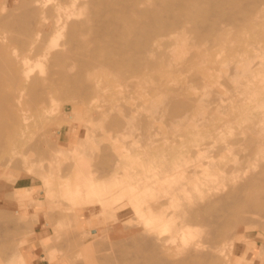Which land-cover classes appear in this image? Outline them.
<instances>
[{"label": "bare ground", "instance_id": "6f19581e", "mask_svg": "<svg viewBox=\"0 0 264 264\" xmlns=\"http://www.w3.org/2000/svg\"><path fill=\"white\" fill-rule=\"evenodd\" d=\"M68 1L71 2L72 0H67V2ZM23 2L24 0L22 4ZM62 3H64L63 0H60V2L56 4L42 2L34 7H23L25 10L20 7L24 10L22 15H20L19 12L18 15L16 12H12L11 15H8L9 18L5 23L9 29L30 35L34 30L38 29L40 23L45 22V18L49 15H59L65 12L70 18L69 20H72H68L66 26H64L66 29L65 32L61 28L54 35L52 34L53 36H50L51 39L48 43H25L22 40H17L19 41L17 43H20V47L22 45L25 51H23V53L21 52V55H23L22 57L20 55L21 58L18 61L20 63L19 65L22 66V71H20V76L16 75L14 79L24 81L26 89L20 91L15 99L17 102L25 101V105L28 104V107H25L24 110L29 113L47 111L53 96L56 97L54 99H62L61 94H57L60 92L59 89L65 91L64 93L67 92L66 96L69 95V92L71 94L75 89H77L76 93L79 92L78 89H83V93L86 95L90 93L93 94L100 89L102 91V88L105 90L103 86L104 82L107 83V80L112 77V79H114V85L112 87L117 88L116 90L119 94H122L125 89H128L130 93L131 88L129 89L128 87H132L133 91L137 89L144 94L153 96L150 100H147L150 106H146L145 103H142L143 105L141 106H145L146 109H144V107H139V105L137 106V110L136 105H132L134 99H128V101L130 100L129 102H131L129 105L130 109L127 108L128 106L125 107L124 104L119 103L123 106L119 105L121 109H124V107L128 109H126V111L124 110L123 113L132 110L131 115L134 116L133 111H135V114L139 115H135L133 121L129 122L132 124V122L137 121L133 124L135 129L136 126L137 128L138 126H143L144 129L147 128V126L150 127L152 124L153 130L151 127L146 129H151V131L149 130V134L143 136L147 137L146 139L144 138L143 140L142 138V143L148 139L149 144L145 141L143 144L141 143L140 148L143 149L142 145L145 144H148L147 146L149 147L146 148L144 146L147 150L144 153L145 155L142 156L141 154L143 163L141 162L140 165L133 163L131 166L122 168L121 161L123 156L126 155L127 150L132 152L131 150H134L133 148L139 147L134 146L132 148L130 145V149V147H128V142H130L128 139L131 137L134 138L135 133L136 136L139 134H137V132L133 133L135 129L132 128L133 125L131 124L130 126L132 127H129V129L132 128L133 130L131 129V131L133 132L128 129V125H125L127 129L122 128L124 127L123 123L126 121L123 119L128 117H126L128 113L123 115L126 118L122 119L123 116L121 115V117L120 114L123 113L121 112L119 114L117 112L121 117L118 116L119 118L117 119L115 111L119 109V106L116 110L113 108L114 106L111 107L113 111H111L110 114H115L116 119H114L115 117L112 119L113 115L109 116L111 117L110 119L115 122L116 120H119V122L120 120L124 121L120 122H123L121 124L122 126L119 122L117 123L118 126L115 125L116 123L113 121H111V123L113 122V125L116 126V130L120 126L117 133L124 136L128 133V138L126 140V142L128 141V146H124V144H127L125 141L123 143L121 142L122 144H115L113 146V155H115V157L112 155V152L111 156L106 154L108 151H106L105 146H103L106 153H104L102 149V154L104 153L102 156L105 154L106 156H104L105 158L102 157L104 159H102L103 164L101 163V165L105 166V170L108 169L107 171H112L116 178L125 177L123 182L127 183L121 186L119 190L120 197L127 198L128 209L136 212V214L138 213V215L133 218V223L129 226L130 236L127 234L128 238H131L128 240L129 247H127L128 242L124 241V243L121 239L119 243L120 247L117 245L118 242H114L113 244H116L118 248L126 246L127 251L124 250L125 248L121 249L123 250H120V252H122L121 255V253H117L119 249L112 246L118 251H110L111 253L109 252L108 256L114 253L115 256L118 254L115 257L117 258L121 255L123 260L118 258L119 264L125 261L127 262L129 257L131 264H232L228 261L230 260L229 254L227 255L228 259L226 261L224 260L226 256H222L225 244L228 247L230 239H232V243H235L236 240H238L237 234L246 233L247 226L262 225L264 221V78L261 80L256 79L258 76H254L253 79L244 78L239 69L242 62H244L241 58L236 61V63H230L229 61V63L221 62L219 66H216L214 64L215 62L208 58V51L206 49L214 46L220 49L233 47L232 38L237 39L236 31L247 30L245 27L248 28V23L252 16L255 17L259 14L264 15V0H249L248 8L243 7L240 0H75L72 7L65 9H63ZM17 4L18 3H16L15 6H17ZM228 5L230 6L229 10H227ZM235 29L236 33L234 34L232 31ZM138 35H142V39H134L138 38ZM63 37L67 38L68 51L67 49L65 51H63V49H58V42ZM236 42L239 41L236 40L234 43ZM200 46L205 48V52L200 51L202 50V47L199 48ZM237 51L239 52V50ZM199 52L202 54H199ZM196 54H199V58L193 63L190 59H192L191 56H195ZM34 55L43 58L42 61H46L40 64L39 62L41 60H38L39 65H43L44 63L46 66L48 61L50 63L53 60L55 61L56 58H61L60 64L62 60V63H64L53 70L51 68L54 65V61L51 62L53 65L51 64V68L47 67L49 68V72H47L46 70L48 69L45 68V66H41L40 69L37 64L34 65L32 59ZM259 55L260 54L257 56L259 57ZM257 56L255 55L252 57L256 59L258 58ZM210 64L212 65L211 67ZM257 65L262 66L264 62L259 61ZM227 67L232 69L235 78L228 82V84L222 83L226 87H228L227 85H231L227 89L225 88L226 91H224L221 89V87L224 86L215 80L212 74L213 72H219V69ZM186 68L197 69V72H195L196 74H193L194 71L192 70L193 72H191V74L193 76L189 75L190 72L187 73H189L188 75L190 77L197 76L196 80L198 82L194 80V78V83L191 84L193 80L191 81V78L187 75L189 77L186 76L185 79L187 84L184 83L183 86H179L177 82L174 84H176L178 88L174 85L170 90H165V86H162V89H157L159 88V84L163 83V78H159L158 76L162 77L165 73H171L172 71H176L175 73H178V71L183 73ZM179 69L184 70L181 72L182 70ZM13 74L14 72H10L11 76ZM150 74H156L158 76L151 75L152 77H148ZM172 77L173 75L171 78ZM148 78V83H150L149 86H151V84L153 86L154 84L157 88L155 86L153 87L156 89L153 87L148 88V86L145 87L147 83L146 79ZM151 78L153 79L151 80ZM166 78H169V76H166ZM187 78L190 79V83L186 81ZM154 79H156L155 82H153ZM158 80H160L159 83L157 82ZM166 80L167 79L164 81ZM142 81H146V83L143 84ZM171 81L173 83L172 79ZM113 82L111 81V83ZM188 83L190 84L188 86L189 93L193 94L192 97H194H190L192 99L191 103L186 100H181L183 98L182 96H184V98L186 97L184 95L185 92L182 96L180 95V91L178 92L179 87L180 89H183L181 87L186 88ZM215 85L217 87H215ZM173 88L177 89V91ZM229 88H231L232 93ZM128 90L126 92H128ZM55 91H57V93ZM106 92L110 91L106 89ZM64 93L62 95H64ZM214 93H216L217 96ZM144 94H142V96ZM137 95L136 97H138ZM213 95L216 96L219 103L217 101L215 103V97H212L213 101L209 99V97ZM93 96L87 95L79 97V99L84 98L83 101L91 99L93 102L91 98ZM85 97L89 99L86 98L85 100ZM139 97H141V94ZM127 98V96L123 98L125 99V104ZM129 98H134V96L132 97L131 95ZM188 99L189 97L187 100ZM3 101L4 100L1 101L2 103H0V105L3 104ZM184 101H186V103H184ZM108 104L107 107L105 106V110H102L104 113L105 111L109 113L108 111L112 110ZM115 104L116 103L113 105ZM212 104L214 107H211ZM215 104H217V106ZM251 104L253 106L252 108ZM1 107L0 112L2 110ZM108 107L109 110H106ZM138 107L142 110L140 111ZM143 109L146 113L143 112ZM229 109L235 112L238 111L239 114L232 118H220L222 119L220 123L211 122L214 118L213 116L216 117V112L219 111L220 113L221 110H224L221 111V113H226L225 111L227 110V112H229ZM212 110L215 114L212 115L211 119L209 118L211 114L208 116V113ZM96 114L99 115V113ZM223 115L224 114H222V116ZM137 117H139L142 123H138ZM198 117L200 118L198 119ZM110 119H107V122H109L108 120ZM197 119L200 120L201 123L197 121ZM128 121H126L127 124ZM143 123L145 124L140 125ZM153 123H157L158 127L154 126ZM107 126V128L105 126L106 129L110 127L109 125ZM4 128H6L4 130L8 131L7 126H4ZM46 128L47 129H44L46 130L45 132L49 133V126ZM111 129L114 130L113 128ZM121 129L129 130L132 134L129 131L123 134L125 131L123 130L124 132H122ZM41 130V134L44 135L45 132L43 129ZM152 131L153 133L150 134ZM113 132H115V130ZM47 133L45 134L47 135ZM145 134H147L146 131ZM43 135L40 136L41 139L37 137L40 141L37 139L39 142L36 145L40 146V144H43L41 143V140L45 138H42ZM120 137H118L119 140L122 139V137ZM1 140L2 137H0V141ZM132 141L134 142V139ZM49 143L50 141L48 145ZM130 144H132V142H130ZM108 147V149L112 148L111 145ZM76 148L77 147L74 149ZM30 149L34 150V148H29L27 152H30ZM45 151L43 149L38 152L39 159L36 162L38 163L41 161L38 164L44 161L47 162L45 159L47 156V154L45 155ZM144 151L145 150H143V152ZM66 153L67 151H65L64 155H66ZM81 156L83 157V155ZM65 157L67 158L68 156ZM137 157L139 158V156L136 155L135 159ZM43 158L45 160L42 162ZM48 158L49 157H47V159ZM77 158L78 157L75 158V164L77 163ZM13 159L14 158H11L10 160L12 161ZM3 163L0 165L10 166L9 162V165L6 162ZM16 163L17 165H14V168L15 166H18L16 168L22 167V165L21 167L19 166L20 164L18 165V162ZM70 164L72 163L70 162ZM95 165L94 167L96 169L99 163ZM89 167H91V165ZM199 167H202V169ZM73 168L74 167L71 169ZM79 169H81V166ZM20 170L23 172L22 169ZM99 170L105 171L104 169ZM78 171L79 170L75 169L77 174L85 176V174H83L86 172L85 170V172L82 171L83 173H78ZM107 171L104 173L108 175L109 172L107 173ZM58 172L56 171V173ZM48 173L51 175V172ZM90 174H92V171ZM90 174L87 173L86 175L88 176ZM84 176L83 178L87 177ZM179 176L183 178L181 179ZM3 178L5 179V177ZM79 179H77L78 183H80ZM193 180L197 184L200 183L198 185L203 187H200V190L198 185H194L195 182L192 184L194 187L197 186V189L199 188L200 191L191 187V181L193 182ZM84 181L85 183L81 181L83 183L82 185L78 184L79 187L76 188V192L82 194L83 198L81 197V199H83V202L88 206L95 202L94 195L90 197L95 191L88 194L89 191L95 190V185L93 182L87 181L86 178ZM90 184L92 185L91 190L89 189L91 186ZM50 185L51 184L48 186ZM85 185H89V187H85ZM186 186L196 190L197 193L201 192L203 194L195 195L193 192L194 190L192 191ZM186 188H189L191 193L188 192ZM41 193L45 194L46 192ZM12 194H14V192ZM88 195L89 200L88 198L85 200L84 196L88 197ZM12 196H19L20 198L23 196L28 197V192H17L16 195ZM177 198L179 199L178 204L176 203ZM51 203L49 207L52 206ZM123 207L124 206L121 208L117 207L112 210H119V212L125 211ZM57 209L58 208H56V210ZM51 210H53L52 207ZM0 214L3 213L0 212ZM12 214L13 213H11V215ZM8 215L11 217L10 213ZM16 215L18 216V214ZM39 215L38 217H40ZM4 216L5 215H3V218ZM44 216L46 215L44 214L43 217ZM33 217L36 219L35 217H37V215ZM7 219L8 217L6 220ZM45 219L47 220V218ZM117 221H119V219ZM0 222L5 223L4 221ZM36 222L38 221L36 220ZM9 223L8 225H11L10 229H15L14 227L16 225H14V221H9ZM5 225L3 227L0 225V229L7 233L8 228ZM122 226L124 228L127 227L126 224ZM13 229H11V231ZM126 229H124V231ZM258 229H260V227ZM120 231L121 233L123 232L122 230ZM2 233L0 232V234ZM116 233H118V231ZM6 238L5 240L7 242L8 239ZM124 240H126V237ZM79 241L80 240H78V242ZM227 241H229L228 245ZM122 242L125 246H121ZM2 243L0 244L2 245ZM82 244L80 242L79 245ZM3 246H5V244H3ZM96 247H98L97 244ZM5 248L8 252L9 249L6 246ZM5 248L3 247L4 250ZM103 248L105 247L103 246ZM105 249H108V247ZM226 249L228 248L225 247V250ZM262 249L261 247L260 250L262 251ZM4 250L3 253L5 252ZM17 250L18 249H16V251ZM229 250L230 249H228V253L230 252ZM97 256L96 258H98ZM108 256L107 258L111 257ZM104 258L106 257H103V259ZM111 258L115 260L114 257ZM50 259H54V257L51 256ZM12 260L13 258L9 261ZM9 261H7V264L13 263V261L11 263ZM130 261H128L129 264Z\"/></svg>", "mask_w": 264, "mask_h": 264}, {"label": "rangeland", "instance_id": "374dc122", "mask_svg": "<svg viewBox=\"0 0 264 264\" xmlns=\"http://www.w3.org/2000/svg\"><path fill=\"white\" fill-rule=\"evenodd\" d=\"M22 1L23 0H0V103H2L1 101L4 100L3 104L0 105V107L2 105L4 106V107L3 106L1 107L2 110L0 112V137H2V140L0 141L1 142L0 143V164H2L5 160H7L10 164L9 167L0 165V212L3 213L0 215L2 218H3V215H5L3 220L0 217V221H4L6 223V225H5V223L0 222V225L2 227L5 225L8 228V230H7L8 235L4 230L0 229V232L1 233L3 232L2 234H0V239H1L0 243H2V241L5 240L6 237H8V238H6L8 240L10 239L9 241L7 240V242H6V240L3 241L2 245L0 244L1 245V247H0V249H1L0 250V253H1L0 254V262L1 263L0 264H7L8 263L7 261H9L11 258H13L12 264H27L26 258H25V252L26 251H33L32 253L35 256H37L36 258H38V260L43 261L45 264H98V263L99 264H116V263L119 264V259H122V257H121L122 252H120V250L124 249V248H125L124 250H126V246H125V244H123V242L124 241L128 242V240L131 239V238H128L129 229H130L129 226L133 223L132 222L133 218L137 217L136 215H138V213L136 214V212H133L130 209H128L127 198L120 197L119 190H120L122 185L127 183V182H123L125 177L124 178L123 177L122 178H116L114 176V173L111 171L112 172V174H111V172L107 171L108 169L105 170V166H102L101 163L103 162L102 159L105 158L104 156H106V154H108L110 156H111V152H112V155L114 154L113 146L115 144H122L124 141H125V143L130 141L133 144L132 145V144H130V142H128L129 146L127 143V144H124L125 147H127V146L130 147V145L132 148L134 146H136V147L139 146L138 147L139 149L133 148L134 150H131L132 152H130V150L129 151L127 150L128 153L126 152V155L123 156L122 161H121L122 168H126L128 166H131L133 163H135L137 165H140L141 162L143 163V161L141 159H143L142 156L145 155L144 153L147 150V149H145V147L146 148L149 147V146H147L149 144L148 139L145 140V141H147L146 143H148V144L142 145L143 149L140 148V145L142 143V138H143V140H144V138L145 139L147 138V137H143V136L148 135L149 130L151 131V129H149V130H146V129H148L150 127L152 128V124L150 127L147 126V128H144V129H143V126H141V127L138 126V128H137V126L135 125L136 126V129H135L133 124H135L137 121L132 122V124L129 122L133 121L135 115H137V116H139V115L135 114V111H133L134 112V116H133V115H131L132 110H129V112L128 111L126 112V113H128V115H126V117L127 116L128 117L126 118L125 116H123L126 114V113H123V111L124 110L126 111L127 108L130 109L129 105L131 104V102H129L130 100L128 101V99H132V100L134 99L132 102L133 103L132 105H134V106L136 105V109H137V106H139V105H140L139 107H142V108L144 107V109H146L145 106H141V105H143L142 103H145L146 106L149 105V102L147 100H150V98H152L153 96L148 95V94H144L141 91H138L137 89H134V91H133L132 87H128L129 89L131 88L130 93H129L128 89H125L124 92L122 93L124 95L119 94L118 91L116 90L117 88L112 87L114 85V82H113L114 79H112L113 78L112 77L109 80H107V83L104 82L103 86L105 87V90H103L104 88H102V91H101V89L95 91L96 93L95 92L93 93L94 96L92 93L87 94L88 96H90V95L93 96V97H91L93 99V102L88 97H85V100H86V98L89 99L86 101H83L84 98L79 99V97L87 96L86 94L83 93V89H81V90L78 89V91H79L78 93H76L77 89H75L71 94L69 92L68 96H66L67 92L64 93L65 91L59 89L60 92H58V93H57V91H55V92L57 94H61L62 99H60V98L54 99L56 97L53 96L51 98L50 105H48L49 109H47V111H42L40 113L26 112L24 109H25V107H28L27 106L28 104L25 105V103H24L25 101L17 102L15 99L20 91H22L23 89H26L24 81H18V80L14 79V77L16 75L20 76V71H22V69H21L22 66L19 65L20 63L18 61L23 55V54L21 55V52L23 53V51H25L23 46L21 45V47H20V43H17V42L22 40L25 43H30V42H35L36 44H42L45 42L48 43V42H50V39H51L50 36H53L61 28L65 32L66 29L64 28V26H66V23L70 18L68 17V15L65 12H63L62 14H59V15L58 14L49 15L45 18L46 19L45 22L40 23V25L38 26V29L34 30V32L30 35L27 33H21L17 30L9 29L5 23L9 18L8 15L9 14L11 15L12 12L13 13L16 12L17 15L19 12L20 15H22V13L25 10L24 8L34 7L35 5H39L42 2H48L50 4H53V3L56 4V3L60 2V0H29V2H28V0H26L27 2L24 0V2L22 4ZM74 1L75 0H72L71 2L70 1L67 2V0H63V2H64V3H62L63 9L72 7L74 5ZM15 2L18 3L17 6H15V4H16ZM240 2H241V5L243 7H247L249 4V0H240ZM20 7H22V8L24 7L23 8L24 10H22V8H20ZM229 7L230 6L228 5L227 10H229ZM21 10H22V12H21ZM69 21H72V20H69ZM233 28H235V27H233ZM236 29H237V27H236ZM236 29L232 32H234V34L237 32V35H236L237 39L232 38V37H228V38H232L233 47H230L228 49H220V48H216V46L209 47V49H206L208 51V58L212 59V61L215 62L214 64L216 66L217 65L219 66L221 62L236 63V61H238L241 58V60L244 62H242V65H240L241 67L239 69H240V72H242L244 78L253 79L254 76H258V77H256L257 80L263 79L264 78V65L260 66V65H257V63L259 61L264 62V15L259 14L255 17L252 16V18L250 19V21L248 23V28L245 27V29H247V30H245L246 32L243 30L239 31L238 29H237L238 31H236ZM242 35H243V37H242ZM137 37L138 38H134V39H142L143 36L138 35ZM18 39H19V41H17ZM236 40L239 41V42H236L237 44L234 43ZM67 43H68L67 38L63 37L58 42V44H59L58 45L59 47L57 46L58 49H60V50L63 49V51H65L67 49V51H68L69 48H67L68 47ZM236 45H237V47H236ZM201 47L202 46H200L199 48H201ZM201 49L203 50V51L200 50L201 52H205V50H204L205 48L202 47ZM237 50H239V52ZM201 52H199V54ZM199 54H196L195 56H191L192 59H190V60L193 61V63H194L199 58ZM258 54H260V55L262 54L261 57L259 55L260 58L257 56ZM20 55H21V57H20ZM255 55L258 58L255 59L252 57ZM32 59L34 61L33 62L34 65L37 64V66H39L40 69H41V66H43V67L45 66L44 63H43V65H39V63L42 64V62H46V61H42L43 58L34 55ZM60 59L61 58H59V59L56 58L55 61L53 60L54 65L51 63L53 61H51L50 63L48 61V63H46L45 68H47V67L51 68L52 67L51 64H52L53 67L51 69H53V70L56 69L58 66H60L64 63V62L62 63V61H63L62 60L61 64H60L59 63ZM38 60L39 61L41 60V61L39 62ZM36 61H37V63H36ZM232 64H230V65H232ZM211 66L212 65L210 64V67ZM49 68H47L48 70H46V69L45 70L47 72H49ZM179 70H182L181 72H183L184 69H179ZM219 70H220L219 72H213L212 75L214 76L215 80H217L219 83H221L222 86H224L222 83L228 84V82L232 81L235 78L234 73H232V69L227 67V68H222ZM10 72H14V74L11 76ZM175 72L172 71L171 73H165L166 75L164 74V75H162V77H160L156 74H150L148 77H152L151 75H154V76H158L159 78H163V81H162L163 83L162 84L160 83L159 86H158V83L160 82V80L157 81L158 83L156 82V84L159 88H157L156 85H154V84H153V86H155L157 89H162L161 87L165 86V88H164L165 90H167V89L170 90V89H172V87H174V85H175V87L178 88V86H176V84H174V83L178 82L177 84L179 86H183L184 83L187 84L185 82L186 76L189 74L187 72H190L189 75L193 76L191 74V72H193V74H194L195 72H197V69L196 68H192V69L186 68L183 73H180L179 71H178V73H175ZM172 75H173V77L171 78ZM166 76L167 77L169 76V78H166ZM155 78H157V77H155ZM188 78L186 81H188L190 83V81H189L190 79H188ZM190 78H191V81L194 78H195L194 80H196L197 76L190 77ZM152 79L153 78H151V80ZM165 79H167V80L164 81ZM171 79L173 80V83H172ZM110 80L113 83H111ZM146 80H147V83H146V81H142V83L143 84L146 83L145 87L148 86V88H152L153 87L152 84H151V86H149L150 83H148L149 78ZM194 80L192 81L191 84L194 83ZM155 81H156V79L153 80V82H155ZM167 81H168V83H167ZM169 82L172 84H170ZM189 83H188L187 87L185 85L186 88L181 87L183 89H180V87H179L178 92L180 91L181 96L185 92L184 95L186 97L184 98V96H182L183 98L182 99L180 98V99L186 100L187 102L191 103L192 102L191 98H194V97H192L193 94L189 93V90H188V86L190 85ZM169 84L171 85V88H170ZM106 85H108V86H106ZM196 85H198V84H196ZM227 86L230 87L231 85L230 86L227 85ZM155 87H153V88H155ZM215 87H217V86L215 85ZM228 87L224 86V87H221V89L226 91V89ZM148 88H146V89H148ZM218 88H219V86H218ZM231 88H229V89L231 90ZM106 89L110 92H106ZM173 89H175V88H173ZM127 90H128V92H126ZM175 90L177 91V89H175ZM230 90H228V91H230ZM62 92L64 93V95H62L63 94ZM186 92H187V94H186ZM56 93H55V95H56ZM231 93H232V90H231ZM137 94H139V95L141 94V97H139V95H137ZM142 94H144V95L142 96ZM214 94L216 95V93H214ZM226 94L228 95L227 92H226ZM82 95H84V96H82ZM131 95H132V97L134 96V98H129ZM136 95L138 97H136ZM215 95L209 97V99L211 101H213L212 97L213 98L215 97V103H216V101H217L216 96L217 95L216 96ZM120 96L122 99L120 98ZM126 96L128 97L126 99L127 105L125 104V99H123V98H126ZM59 97H60V95H59ZM188 97L190 99V100L188 99L189 101L187 100ZM80 100H81V102H80ZM135 100H137V101H135ZM151 101H153V100H151ZM186 101H184V103H186ZM146 102H148V103H146ZM217 102L219 103V101H217ZM114 103H116L118 105H116V104L113 105ZM119 103H122V104H124L125 107L126 106H128V107L126 109L124 107V109L122 108L123 109L122 110L120 107V106H122V104L120 105ZM107 104L110 108L114 106L113 108H115V110L120 105L119 106L120 110L119 109L117 111L114 110L116 112L115 114H117V112L119 114L121 112L123 113V114H120V116L121 115L123 116V117L121 116L122 119L126 118L123 120L124 121L129 120V121L127 124L126 121L124 122L123 120H120V122L121 121L124 122V123L122 122L124 125V127H122V128L127 129L125 127V125L126 126L128 125V129H129V127H132V126H130V124L133 125L132 128L135 129L134 132L131 131L132 128L129 130L133 133L137 132V134H139L136 136V133H135L134 136L136 138L131 137L126 142V140L128 138L127 132L129 130L123 129L125 131L124 132L121 129V131L124 132L123 134L127 133V134H125L126 137L124 135H121L120 133H117L118 128L120 126L116 130L115 125L118 126L117 123L119 122V120H116V122H115L114 120L110 119L111 117H109L111 115L110 112L113 111V109L111 108L112 110L108 111L109 113H106V111L104 113V111H102L103 109L105 110V106L107 107ZM213 104L211 105V107L213 106ZM215 105L217 106V104H215ZM109 107L106 108V110H109ZM252 107L253 106L251 104V108ZM248 108H250V107H248ZM221 109H223V108H221ZM94 110H96V111H94ZM141 110L142 109H140V111ZM224 110H221V111H224ZM221 111H220V113H219V111L216 112L217 115H216V117L213 116L214 118L211 122L220 123V121H222V119L225 117L226 118H232V117L239 114L238 111L235 112L234 110H230V109L228 110L229 112H227V110H226L225 111L226 113H221ZM102 112L105 114V116ZM143 112H145V110ZM96 113H99V115ZM101 113H102V115H101ZM145 113H143V114H145ZM115 114L114 115L112 114L113 116L111 115L112 119H113V117H115L114 119H116ZM210 114H211V117H209V118L212 119V115H214L215 113L212 110V111H209L208 116ZM222 114H224V115L222 116ZM118 116L119 115L117 114V119L120 117V116L119 117ZM78 117H79V120H81V117H82V120L79 121ZM106 117H108V118H106ZM199 118L200 117H198V119ZM220 118H222V119H220ZM107 119H110V120H108L109 122H107ZM198 119H197V121L200 122V120H198ZM137 120L139 121L138 123L141 122L139 117H137ZM111 121L115 122L116 124L114 123L115 125H113V122L111 123ZM110 123H111V125H110ZM122 123H120V125ZM48 124H50V125H48ZM144 124L145 123L140 124V125H144ZM2 125L7 126L8 131L4 130L6 128H4V126H2ZM47 125L49 126L50 132L48 130L47 131L50 134L45 132L46 130H44V129H47L46 128V127H48ZM107 125H109L110 127L113 126L111 128H113V129L115 128L114 130L116 133L113 132L114 130H112L110 127H109L110 130H109V128L106 129L108 127ZM157 125H158L157 123L154 124V126L158 127ZM105 126H106V128H105ZM144 127H146V126H144ZM41 129H43V131L45 133H47V135L45 133H44V135L41 134L42 133ZM156 129H158V128H156ZM144 130L146 131L147 134H145ZM152 130H153V128H152ZM130 133H129V135H130ZM151 133H153V131L150 132V134ZM41 135H43L42 138L45 137L44 138L45 141L42 139L41 143H43V144L39 143L40 144V146H39L36 144H38V142L40 141ZM118 135H120L123 140L122 139L119 140L118 137H120V136H118ZM37 137H39L40 139ZM37 139H39V141H37ZM131 139L132 140L134 139L135 143ZM46 140H48V141H46ZM117 140H119V141H117ZM42 141H44L45 143ZM49 141H50V143L48 145ZM78 145L79 146L81 145V146L79 147ZM109 145H111V147H112L111 149H108ZM103 146H105V149H106V151H108V153H106V151L103 149L104 148ZM75 147H77L76 148L77 150L74 149ZM131 147H130V149H131ZM29 148H34V150L30 149L31 151L27 152V150H29ZM43 149H44V151L46 150L48 152L47 153L45 151V155L47 154V156L45 158L47 162H45L44 161L45 159L43 158L42 162L43 161L44 162L41 164H38L39 162H41V161H39L38 163L36 162L39 159V156H38L39 153L38 152L42 151ZM102 149L104 150V153H106L104 156H102L104 154V153L102 154V152H103ZM143 150H145V151L143 152ZM65 151H67V153L70 151L68 153L70 156L67 153H66V155H64ZM109 152H110V154H109ZM50 153H53V154H50ZM59 153H61V154H59ZM141 154H142V156H141ZM73 155H75V156H73ZM81 155H83V157ZM136 155L139 156V158L137 157L138 160H137V158L135 159ZM65 156H68V157L66 158ZM113 156L115 157V155H113ZM47 157H49V158L47 159ZM76 157H78V158L76 159L77 163L75 164V158ZM102 157H104V158H102ZM140 157H142V158H140ZM11 158H14L13 159L14 161L12 160L13 163L10 160ZM80 158H82V159H80ZM78 159H79V162L81 160L80 163L78 162ZM7 161H5V162L8 164ZM15 161L18 162V165L20 164L19 165L20 167L22 165L23 168L22 167L16 168L18 166H15V168H16L15 169L14 165H17V163ZM70 162L72 164H70ZM82 162L85 164H83ZM14 163H16V164H14ZM98 163H99V165H97V168L104 169L105 171L99 170L97 168L95 169L94 166H96L95 164H98ZM51 164H54V165H51ZM73 164H75L76 167ZM78 164H81V165H78ZM70 165H71V167H70ZM90 165H91V167H89ZM80 166H81V169H79ZM82 166H84L85 168ZM188 166H189V164H188ZM50 167H51V169H50ZM72 167H74L76 170H79L80 172L78 171V173H83L86 171L88 174H90V172L92 171V174H90L88 176L86 175L87 174L86 172L83 173V174H85V176H87V177H85L83 175L87 179V181L89 180V181L93 182V184L95 185V188H94L95 190H91L92 189L91 187L93 185L91 182L90 183L92 185L90 184L91 185L90 187H89V185H85V187L87 186L91 190V191H89L88 194H90V192L92 193V191H95L93 194L90 195V197H93L92 195H94V198H95V202H93L91 205L86 206V204L83 202V199H81L82 194L79 192H76V188L79 187V185H82L83 183H85V181H84L85 178H83L82 174H80L81 176L79 174H77L75 172L74 168L71 169ZM93 167H94V170H93ZM5 168H6V170H5ZM86 168L88 171L86 170ZM89 168H90V170H89ZM199 168L202 169V167H199ZM20 169H22L23 172ZM3 170H4V172H3ZM18 170H20V171H18ZM55 170L57 172L58 171L59 172L56 173ZM10 171H11V173H10ZM106 171H107V173L109 172L110 175L105 174ZM8 172H9V175H8ZM48 172H51V175H53V176H51L50 173H48ZM19 173H20V175H19ZM3 177H5V179ZM179 178H181V177L179 176ZM77 179H79L80 183H78ZM81 179H84V180H81ZM194 182H195L194 180H193V182L191 181V185ZM47 184L48 185L51 184V185L48 186ZM195 184L198 185L200 183L197 184L195 182L194 185ZM194 185H192L191 187L193 188ZM99 186H100V189H99ZM189 186H190V184H189ZM189 186H186V187H189ZM198 186H199V188L202 187L200 185H198ZM191 187H189V188L191 189ZM189 188H186V189H188V192L191 193V191H189ZM199 188L197 189V186L194 187V189H196V190H199ZM194 189H191V190L193 191ZM196 190L193 191L195 193V195L203 194L201 192L197 193ZM200 190H201V188H200ZM12 191L14 192V194H12L13 193ZM17 192H20V193L28 192V197L23 196L20 198L19 196H17V197L12 196V195H16ZM41 192H46V193L42 194ZM148 194H150V193H148ZM84 198H85V200L87 198L89 200V195H88V197L84 196ZM91 200H94V199L92 198ZM176 200H177V202L176 201L175 202L178 204L179 199L177 198ZM50 201L51 202L53 201V202L51 203ZM173 201H174V198H173ZM48 202L51 203V205H52L51 207L53 210H51V207H49L50 203H48ZM47 203H48V205H47ZM53 203H55V204H53ZM53 205L55 208L53 207ZM122 206H124L123 209L125 211L119 212V210H115V211L112 210V209L117 208V207L121 208ZM56 208H58L59 210L58 209L56 210ZM50 211H52V212H50ZM57 211H59V212H57ZM4 212H5V214H4ZM9 213H10V215H11V213H13L15 215L12 214L10 217L8 215ZM55 213H57V214H55ZM16 214H18V216ZM39 214H41V215H39ZM44 214L46 216L43 217ZM36 215H37V217H35L36 219H34L33 216H36ZM38 215L40 217H38ZM48 215H49V217H48ZM51 216H53V217H51ZM7 217H8V219L6 220ZM45 218H47V220ZM130 218H132V219H130ZM118 219H119V221H117ZM12 220L15 223L14 225H16L14 227L15 229L11 228L14 230V232H13V230L11 231V229H10L12 224L9 223V221L13 222ZM36 220L38 222H36ZM7 222L11 225H8ZM124 224H126L127 227L124 228L122 226ZM259 225L247 226L246 227V229H247L246 233L237 234L238 240H236L235 243H232V239H230V244H229V241H227V245L229 244V246L227 247L225 244V247L230 249L229 250L230 252L228 253V249L225 250V247H224V249L222 251V256L227 257V258L225 257V259H224L225 261L228 259V256H229L230 260H228V261L231 262L232 264H264V230H263L264 229V221L262 222V225L261 224H259ZM16 227L18 228V230ZM259 227H260V229H258ZM126 228H128V229H126ZM124 229H126V230L124 231ZM15 230H17V231H15ZM120 230H122L124 233L123 232L121 233ZM9 231L12 233H10ZM117 231H118V233H116ZM9 233H10V235H9ZM1 235H3V236H1ZM4 236H6V237H4ZM125 237H126V240H124ZM120 239H121V241L123 240L121 246L124 245L125 247L118 248V247H120L119 246L120 245L119 243L121 242ZM78 240H80V241L78 242ZM8 242L10 245L8 244ZM80 242H81V244L82 243L83 244L79 245ZM114 242L115 243L118 242V244H117L118 247L116 244L113 245ZM98 243H99V245H98ZM3 244H5V246L9 249L8 252L6 251V248H5V246H3ZM96 244L98 247H96ZM254 244L256 247L254 246ZM100 245H102V246H100ZM109 245H110V247H109ZM128 245H129V242L127 243V247H129ZM2 246L5 248V250L3 249ZM103 246L105 248L108 247V249L109 248L110 249L109 250L105 249V248H103ZM112 246H115L117 249H119V251ZM10 247H12V248H10ZM261 247L263 248L262 251L260 250ZM112 248H114V249H112ZM16 249H18V250L16 251ZM128 249H130V248H128ZM3 250L5 251L4 253H3ZM14 250L16 251V253ZM99 251H100V253L101 252L102 253L100 254ZM110 251L111 252L112 251L113 252L118 251L117 253H121V255H119L120 257L115 258L118 254L116 256L114 255V253L112 255L109 254V256L114 257V259H115V260H112L113 258L108 256V253ZM121 251H123V250H121ZM225 251L227 254L225 253ZM93 252L94 253L96 252L97 254L96 253L94 254ZM103 252L105 255L103 254ZM128 253H130V252H128ZM260 253H262V254H260ZM14 254H15V256H14ZM99 255H100V258H99ZM51 256H53L54 259H50ZM96 256L98 258H96ZM102 256L106 257V258L103 259ZM107 256L109 258H107ZM129 259H130V257H129ZM129 259H127V262L125 261L126 263L125 262L124 263L129 264V262H128V261H130ZM94 260H96V261H94ZM12 261H9V262L11 263ZM124 263L122 262L121 264H124ZM130 264H131V261H130Z\"/></svg>", "mask_w": 264, "mask_h": 264}, {"label": "crops", "instance_id": "0c3cea01", "mask_svg": "<svg viewBox=\"0 0 264 264\" xmlns=\"http://www.w3.org/2000/svg\"><path fill=\"white\" fill-rule=\"evenodd\" d=\"M33 251H26L25 252V258H26V263L28 264H45L43 261L38 260L33 253Z\"/></svg>", "mask_w": 264, "mask_h": 264}]
</instances>
